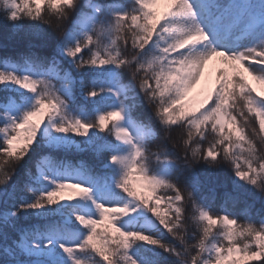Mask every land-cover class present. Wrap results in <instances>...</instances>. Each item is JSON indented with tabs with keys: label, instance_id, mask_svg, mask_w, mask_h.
<instances>
[{
	"label": "snow or ice",
	"instance_id": "6c2138e0",
	"mask_svg": "<svg viewBox=\"0 0 264 264\" xmlns=\"http://www.w3.org/2000/svg\"><path fill=\"white\" fill-rule=\"evenodd\" d=\"M0 14L29 40L0 60V264H264V208L214 211L198 171L264 197V0Z\"/></svg>",
	"mask_w": 264,
	"mask_h": 264
},
{
	"label": "trees",
	"instance_id": "16d2710c",
	"mask_svg": "<svg viewBox=\"0 0 264 264\" xmlns=\"http://www.w3.org/2000/svg\"><path fill=\"white\" fill-rule=\"evenodd\" d=\"M23 23L27 25L30 21L25 19ZM49 31L52 30L49 29ZM28 51L29 40L25 35V32H14L10 24L4 20L3 15L0 14V60L8 58L15 61L19 59L20 56L27 54ZM53 83L59 86V81H53ZM148 111L151 110L148 109ZM178 135V133H174L173 137L175 138ZM160 143L161 141H157L156 144L153 145L152 150L156 151V146ZM166 146L169 150H173V143L171 141H168ZM174 151H176L178 155L182 154L180 149H175ZM84 158L86 160H90L87 156ZM152 166L155 167V164ZM198 171L205 194H209L210 189L215 190V202L213 203L211 200L206 201V204L212 207L214 211L220 210L221 205L224 203L225 194H231L232 196L239 197L238 202L235 204V208L238 212L242 211L246 204H254L255 210L264 208V197H261L259 193H256L255 196H245L233 191L231 185V173L227 165H222L220 168L210 172L203 170L202 167L198 168ZM228 206L229 208L233 207L231 202H229ZM185 207L187 209L186 226L188 234L191 237V235L196 231V226L189 219L191 215L190 204H186Z\"/></svg>",
	"mask_w": 264,
	"mask_h": 264
},
{
	"label": "rangeland",
	"instance_id": "374dc122",
	"mask_svg": "<svg viewBox=\"0 0 264 264\" xmlns=\"http://www.w3.org/2000/svg\"><path fill=\"white\" fill-rule=\"evenodd\" d=\"M195 94V93H194Z\"/></svg>",
	"mask_w": 264,
	"mask_h": 264
}]
</instances>
